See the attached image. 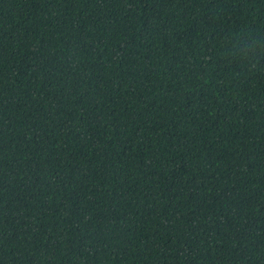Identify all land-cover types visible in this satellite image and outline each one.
<instances>
[{
	"label": "trees",
	"instance_id": "obj_1",
	"mask_svg": "<svg viewBox=\"0 0 264 264\" xmlns=\"http://www.w3.org/2000/svg\"><path fill=\"white\" fill-rule=\"evenodd\" d=\"M0 264H264V0H0Z\"/></svg>",
	"mask_w": 264,
	"mask_h": 264
}]
</instances>
